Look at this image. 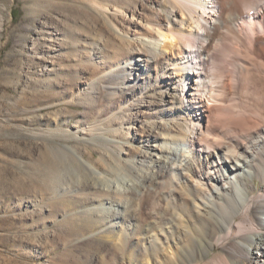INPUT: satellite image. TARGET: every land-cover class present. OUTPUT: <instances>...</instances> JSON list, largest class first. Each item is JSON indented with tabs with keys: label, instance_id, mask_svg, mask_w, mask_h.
Listing matches in <instances>:
<instances>
[{
	"label": "bare ground",
	"instance_id": "bare-ground-1",
	"mask_svg": "<svg viewBox=\"0 0 264 264\" xmlns=\"http://www.w3.org/2000/svg\"><path fill=\"white\" fill-rule=\"evenodd\" d=\"M122 12L114 50L87 47L94 128L112 132L82 140L93 161L58 148L91 187L92 213L130 264H174L180 250L181 264H264V0Z\"/></svg>",
	"mask_w": 264,
	"mask_h": 264
},
{
	"label": "rangeland",
	"instance_id": "rangeland-1",
	"mask_svg": "<svg viewBox=\"0 0 264 264\" xmlns=\"http://www.w3.org/2000/svg\"><path fill=\"white\" fill-rule=\"evenodd\" d=\"M129 1L0 0V264H130L92 213L91 187L77 186L76 161L58 149L93 161L99 151L82 140L112 132L94 128L87 47L114 50L110 22L126 26Z\"/></svg>",
	"mask_w": 264,
	"mask_h": 264
}]
</instances>
